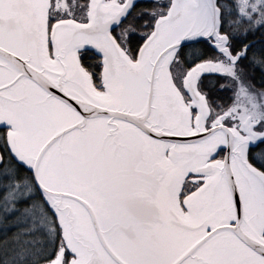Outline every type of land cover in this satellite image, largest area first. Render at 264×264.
Wrapping results in <instances>:
<instances>
[{
    "label": "snow or ice",
    "instance_id": "snow-or-ice-1",
    "mask_svg": "<svg viewBox=\"0 0 264 264\" xmlns=\"http://www.w3.org/2000/svg\"><path fill=\"white\" fill-rule=\"evenodd\" d=\"M0 264H264V0H0Z\"/></svg>",
    "mask_w": 264,
    "mask_h": 264
}]
</instances>
